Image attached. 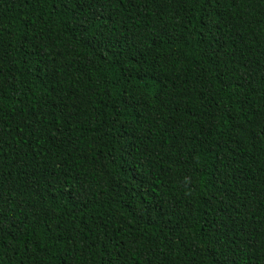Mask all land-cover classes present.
<instances>
[{"label": "trees", "instance_id": "trees-1", "mask_svg": "<svg viewBox=\"0 0 264 264\" xmlns=\"http://www.w3.org/2000/svg\"><path fill=\"white\" fill-rule=\"evenodd\" d=\"M0 264H264V0H0Z\"/></svg>", "mask_w": 264, "mask_h": 264}]
</instances>
